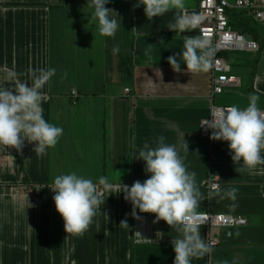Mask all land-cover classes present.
<instances>
[{
	"label": "crops",
	"instance_id": "obj_1",
	"mask_svg": "<svg viewBox=\"0 0 264 264\" xmlns=\"http://www.w3.org/2000/svg\"><path fill=\"white\" fill-rule=\"evenodd\" d=\"M137 2L110 0L106 7L121 24L114 37H102L90 0H0V81L9 69L29 81V68H56L42 107L46 121L63 128L43 157L33 151L35 142L25 141L20 151L0 148V264H174L173 241L180 233L152 213L137 210L141 219L133 218L124 193L101 188L100 213L83 236L74 237L65 231L51 190L56 175L72 171L129 187L143 182L150 174L133 151L145 143L155 148L161 136L178 146L188 171L196 173L198 213L247 222L211 229L219 246L191 264H264V175L241 172L227 142L200 134L215 104L244 108L255 95L264 109V41L257 42L254 61L218 54L238 82L211 97L207 72L191 74L181 62L177 73L167 62L172 55L180 62L184 41L194 36L169 25L193 13L197 0H186L185 12L152 19L143 5L134 7ZM209 174L219 191L235 188L236 200L215 193L207 199L202 182ZM125 220L128 228L120 226ZM199 231L204 239L206 229Z\"/></svg>",
	"mask_w": 264,
	"mask_h": 264
},
{
	"label": "clouds",
	"instance_id": "obj_2",
	"mask_svg": "<svg viewBox=\"0 0 264 264\" xmlns=\"http://www.w3.org/2000/svg\"><path fill=\"white\" fill-rule=\"evenodd\" d=\"M109 3L110 0H90L89 4L96 30L102 37H114L121 24L117 20L118 14L106 7ZM140 5L144 6L147 19L161 17L172 10L186 11V0H138L134 7ZM201 20L196 13L180 15L169 29L183 33L195 29ZM215 51L210 38L196 35L184 41L180 62L176 55L169 56L167 62L177 73L181 71V62L191 74L206 73L213 67ZM56 73L54 67L29 68V82L21 80L14 70L6 72L0 81V148L11 146L20 151L25 141L35 142L33 151L43 157L48 149L58 144L63 128L47 122L42 107L46 101L45 86L50 85ZM66 77L67 73H64L63 78ZM5 82L10 87L6 88ZM202 125L212 130L210 139L228 143L231 159L234 164L241 165V172L246 170L249 174L264 175V111L258 107L255 95L249 97L247 107L217 109L212 119ZM183 141L187 151L184 136ZM155 143V148L145 143L133 151L138 160L145 162L144 171L150 175L130 187L120 182L114 184L105 176L93 181L75 171L54 177L53 201L64 221L66 233L75 237L88 231L105 201L102 188L107 193L114 190L124 193V199L132 205L133 218L141 219L137 210L152 213L156 221L163 220L180 233V237L173 241L174 264H191L194 258H202L211 251L200 235L197 222L201 193L196 173L188 171L177 145L165 143L163 136ZM215 195L235 201L236 189L217 191ZM120 226L128 228L126 220L121 221Z\"/></svg>",
	"mask_w": 264,
	"mask_h": 264
},
{
	"label": "built area",
	"instance_id": "obj_3",
	"mask_svg": "<svg viewBox=\"0 0 264 264\" xmlns=\"http://www.w3.org/2000/svg\"><path fill=\"white\" fill-rule=\"evenodd\" d=\"M233 10L244 11L254 22L264 25V0H232V3H229L227 0H197V7L193 13L199 14L202 20L195 29L185 31L192 33L194 36H207L210 38L212 46L216 49L213 58V67L207 72L211 97L221 95L226 88L238 82L237 78L231 75L230 67L226 61L218 57V54L226 52H250L255 54L259 51V45L251 34L245 36L230 24L229 13ZM128 92L127 89L124 90V94H128ZM71 95L73 100L77 97L75 92H72ZM228 107L211 106L208 117L201 122V136L210 139L212 130L208 129L207 125L202 124L210 121L217 109ZM260 110L264 111V109ZM202 186L206 191L207 199L219 191L220 188L219 182L212 174L206 177L202 182ZM197 222L199 226L206 229L204 240L211 249L216 248L220 244L218 238L210 235L211 229L237 228L243 227L247 223L240 216L214 214L210 212L198 213Z\"/></svg>",
	"mask_w": 264,
	"mask_h": 264
},
{
	"label": "rangeland",
	"instance_id": "obj_4",
	"mask_svg": "<svg viewBox=\"0 0 264 264\" xmlns=\"http://www.w3.org/2000/svg\"><path fill=\"white\" fill-rule=\"evenodd\" d=\"M227 1L229 3H232V0H227ZM229 19L233 23H235L237 21L238 24H242L246 29H248L249 33H251V35L254 37V39L261 46V41H264V25L263 24L258 23V22H254L252 19H250V17L244 11H239V10H235V11L233 10L231 13H229ZM225 54L228 57L231 56L232 54H246V56L248 55L249 57L247 56L246 59L244 60V62L246 60H248V62L251 60L254 61V59L251 56L254 53H250V52H226ZM261 55L263 57L262 53H261ZM229 64L233 65V62L231 59L229 60ZM215 105H217V104H215Z\"/></svg>",
	"mask_w": 264,
	"mask_h": 264
},
{
	"label": "trees",
	"instance_id": "obj_5",
	"mask_svg": "<svg viewBox=\"0 0 264 264\" xmlns=\"http://www.w3.org/2000/svg\"><path fill=\"white\" fill-rule=\"evenodd\" d=\"M230 24L233 26L234 29L238 30L241 34L248 36L251 33H249L248 29H246L242 24H238L237 21L235 23H233L230 19H229ZM253 37V36H252Z\"/></svg>",
	"mask_w": 264,
	"mask_h": 264
}]
</instances>
